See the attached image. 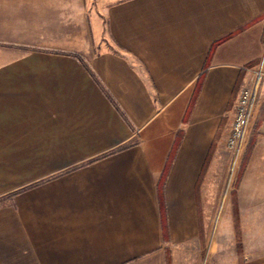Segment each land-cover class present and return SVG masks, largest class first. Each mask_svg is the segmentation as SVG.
Wrapping results in <instances>:
<instances>
[{
  "label": "crops",
  "instance_id": "1",
  "mask_svg": "<svg viewBox=\"0 0 264 264\" xmlns=\"http://www.w3.org/2000/svg\"><path fill=\"white\" fill-rule=\"evenodd\" d=\"M254 66L264 0H0V264L196 239Z\"/></svg>",
  "mask_w": 264,
  "mask_h": 264
},
{
  "label": "rangeland",
  "instance_id": "2",
  "mask_svg": "<svg viewBox=\"0 0 264 264\" xmlns=\"http://www.w3.org/2000/svg\"><path fill=\"white\" fill-rule=\"evenodd\" d=\"M258 142L264 143V79L236 170L231 175L230 152L225 147L213 164L211 176L202 181L198 237L165 246L149 257L132 259L130 264H264V194L256 199L252 194L259 185L264 188V178L254 176L251 169ZM256 161L264 167V155Z\"/></svg>",
  "mask_w": 264,
  "mask_h": 264
},
{
  "label": "built area",
  "instance_id": "3",
  "mask_svg": "<svg viewBox=\"0 0 264 264\" xmlns=\"http://www.w3.org/2000/svg\"><path fill=\"white\" fill-rule=\"evenodd\" d=\"M252 77L243 86L237 97L230 132L226 139V148L231 157V175L236 170L245 151L249 133L255 118L259 93L264 79V67L254 66L250 69Z\"/></svg>",
  "mask_w": 264,
  "mask_h": 264
},
{
  "label": "trees",
  "instance_id": "4",
  "mask_svg": "<svg viewBox=\"0 0 264 264\" xmlns=\"http://www.w3.org/2000/svg\"><path fill=\"white\" fill-rule=\"evenodd\" d=\"M194 98H195V96H194Z\"/></svg>",
  "mask_w": 264,
  "mask_h": 264
}]
</instances>
